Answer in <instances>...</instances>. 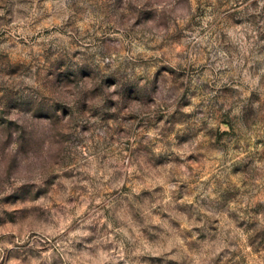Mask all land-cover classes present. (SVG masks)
<instances>
[{"label": "rangeland", "instance_id": "374dc122", "mask_svg": "<svg viewBox=\"0 0 264 264\" xmlns=\"http://www.w3.org/2000/svg\"><path fill=\"white\" fill-rule=\"evenodd\" d=\"M0 264H264V0H0Z\"/></svg>", "mask_w": 264, "mask_h": 264}]
</instances>
